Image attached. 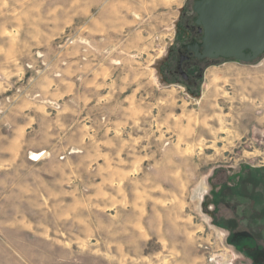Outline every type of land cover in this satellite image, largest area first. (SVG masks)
Here are the masks:
<instances>
[{"label": "rangeland", "instance_id": "1", "mask_svg": "<svg viewBox=\"0 0 264 264\" xmlns=\"http://www.w3.org/2000/svg\"><path fill=\"white\" fill-rule=\"evenodd\" d=\"M184 13L0 0V264H264V54L168 77Z\"/></svg>", "mask_w": 264, "mask_h": 264}, {"label": "water", "instance_id": "2", "mask_svg": "<svg viewBox=\"0 0 264 264\" xmlns=\"http://www.w3.org/2000/svg\"><path fill=\"white\" fill-rule=\"evenodd\" d=\"M193 9L198 14L196 23L205 31L201 44L188 46L198 57L248 63L264 54V0H196Z\"/></svg>", "mask_w": 264, "mask_h": 264}, {"label": "flooded vegetation", "instance_id": "3", "mask_svg": "<svg viewBox=\"0 0 264 264\" xmlns=\"http://www.w3.org/2000/svg\"><path fill=\"white\" fill-rule=\"evenodd\" d=\"M196 0H192V6H194ZM184 17V19H183ZM180 22V34L174 48L170 51L168 57V65L166 74L170 78L180 77L190 88L198 86V79L203 77V71L206 65L210 62L215 61H227L234 60L231 58H218L212 59L209 57L200 58L197 56L196 52L191 50L189 45H199L203 42L204 29L201 25L196 23L198 14L193 9V15L187 17L184 13ZM230 23L227 25V29L230 28ZM228 41L231 39L227 36ZM228 45H232L228 43ZM234 46L236 44L234 43ZM204 47H199V53H203ZM250 49H246L249 51Z\"/></svg>", "mask_w": 264, "mask_h": 264}, {"label": "built area", "instance_id": "4", "mask_svg": "<svg viewBox=\"0 0 264 264\" xmlns=\"http://www.w3.org/2000/svg\"><path fill=\"white\" fill-rule=\"evenodd\" d=\"M40 158H41V157H39V155H37V154H34V155L32 156V160H33V161H38V160H40Z\"/></svg>", "mask_w": 264, "mask_h": 264}]
</instances>
